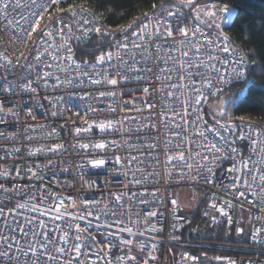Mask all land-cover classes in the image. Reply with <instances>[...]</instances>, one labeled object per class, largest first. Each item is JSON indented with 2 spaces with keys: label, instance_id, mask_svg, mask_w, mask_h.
Masks as SVG:
<instances>
[{
  "label": "built area",
  "instance_id": "2783aa9c",
  "mask_svg": "<svg viewBox=\"0 0 264 264\" xmlns=\"http://www.w3.org/2000/svg\"><path fill=\"white\" fill-rule=\"evenodd\" d=\"M203 1L106 27L86 5L63 0L60 7L84 11L59 13L63 31L45 12L39 35L22 41L13 21L23 23L31 0H8L9 19L0 14V264H200L182 236L190 218L176 205L178 189L203 191L214 225L232 227L248 213L252 254L215 256L216 264H264V128L206 114L244 82L248 60L223 39L235 9L214 29L201 23ZM93 41L103 50L79 59L76 50Z\"/></svg>",
  "mask_w": 264,
  "mask_h": 264
},
{
  "label": "trees",
  "instance_id": "16d2710c",
  "mask_svg": "<svg viewBox=\"0 0 264 264\" xmlns=\"http://www.w3.org/2000/svg\"><path fill=\"white\" fill-rule=\"evenodd\" d=\"M70 1L86 5L101 18L102 24L106 27H115L127 24L131 21L139 23L144 19L143 17L145 13H163V11L160 10L162 7L163 9H184L183 7H180V0ZM210 1L220 5L227 4L229 7L235 9L231 23L224 28V31L229 37L231 48L245 56L248 60V69L244 82L231 86L223 93L235 97V102L231 106L229 113L231 120H220L228 123H236L240 120H244L254 123L258 127L264 128V0ZM153 5L156 6L155 9L153 8ZM101 50H103V48L99 47L98 44L93 41L85 48H78L76 50V55L81 60H92L95 53ZM89 51L93 52L90 53ZM206 114L211 118L209 108H207ZM198 219L197 216L192 218L190 225L183 232V238L189 243L196 242L192 236H190V228L197 223ZM207 242L211 244H205L200 247L193 244L189 246L188 249L197 257V251L199 250L211 253L218 252L220 255L238 256L240 254H247L242 251L250 249L248 234L245 242H238L237 240H234V238L225 239L222 232H220L215 239L208 237L206 243ZM219 244L224 247L218 249L217 245ZM234 247L238 249L236 250ZM236 251H239L240 253H236Z\"/></svg>",
  "mask_w": 264,
  "mask_h": 264
},
{
  "label": "rangeland",
  "instance_id": "374dc122",
  "mask_svg": "<svg viewBox=\"0 0 264 264\" xmlns=\"http://www.w3.org/2000/svg\"><path fill=\"white\" fill-rule=\"evenodd\" d=\"M197 1L199 0H192L191 5ZM203 2L206 4H210L209 6H206L210 10L212 9L213 5H216L217 16L215 21H212L210 17L204 15V10H203L201 23L214 29H221L226 21L225 14L219 13L218 11L219 6L222 5L217 3H212L210 0H204ZM186 7L188 6H183V8ZM169 10H178V9L176 8L165 9V11H169ZM165 11L163 10V12ZM216 25H220V27L217 28ZM234 102H235V97H232L230 94H222L221 96L217 97L215 100L211 102L209 106V114L211 118L216 120H220V119L231 120L229 113L231 110V106L233 105ZM221 112L223 113L222 116L220 115ZM174 197L177 207L184 215H187L190 218V221L192 220V218L196 216L199 218L197 223L194 226H191L190 228V236H192L194 241H196V242H190L192 245L194 244L195 246L200 247V246H204L205 244H211L208 242L206 243L208 237L215 239L220 232H222L223 237H225V239L234 238V240H237L238 242L246 241L247 232H248V220L245 214L240 213L239 217L235 222V225L232 227H224L223 225L221 226L214 225L213 222L217 218V215L215 212L207 208L205 195L203 191L198 189H178L174 192ZM237 229H240V231H237ZM221 247L223 248L224 246H221V244L217 245L218 249H220ZM235 249L237 250L238 248ZM242 252L247 253L248 255L252 253L250 249ZM215 253L206 252L204 250L197 251V255L200 258V264H215V262L213 261L215 256L218 257L227 256V255H220V253L218 252ZM236 253H240V252L236 251ZM247 254H240L238 256L233 255L232 257L238 258L241 255H247Z\"/></svg>",
  "mask_w": 264,
  "mask_h": 264
},
{
  "label": "snow or ice",
  "instance_id": "6c2138e0",
  "mask_svg": "<svg viewBox=\"0 0 264 264\" xmlns=\"http://www.w3.org/2000/svg\"><path fill=\"white\" fill-rule=\"evenodd\" d=\"M63 3V0H43L42 3H38L37 0H31V7L29 10V15L27 17H22L23 19V23H18L16 21H13V23H16V26L18 28L21 29V32L18 34V38L21 39L23 41L24 36H27V40H34L33 37V33H37V25L40 24V19L43 16V13L47 12L49 14V20L51 21H60L61 22V30L63 31L66 26L63 24V17L61 15H59V13H64V12H68L69 14H71L73 17H75L76 15L82 13L84 11V9L82 7L77 8L75 5H69V7L67 9L60 7V5ZM192 3V0H180V6H190ZM11 5L9 4L8 0H0V14L4 15V19H9V17L7 16L6 12L9 9ZM17 7H19V4H17ZM55 7V13H51L49 10ZM155 5H153V8L155 9ZM217 6L213 5L212 9H208L207 7L204 9V15L207 17H210L212 19V21H215L216 16H217ZM161 11L165 10L163 9V7L160 9ZM199 11V10H197ZM219 13H227L229 11V6L227 4H224L222 6H219L218 8ZM40 14L39 18L37 17V14ZM174 13L169 11V16H172ZM33 18H35V24L32 23ZM144 19H149V14L145 13L144 14ZM85 23H87V21H85ZM133 23H136V21H134ZM133 25L130 24L129 27H132ZM157 27H159V25H157ZM217 28L220 27V25H216ZM30 28L31 31H27V29ZM147 28V25H145V29ZM96 31L99 33L100 29L97 28ZM121 31H124L123 29H121ZM181 34H185L186 35V30L181 28L180 29ZM51 34V33H49ZM169 35H171L172 33L169 32ZM39 35V33H37V36ZM134 37L139 36V33H133ZM219 38V37H218ZM223 39L225 41H228L229 38L227 36H223ZM46 42V41H45ZM134 46H138V45H134ZM210 46V45H209ZM119 47L121 48H126L127 47V42L122 43ZM70 51V50H69ZM223 51L225 53H228L230 51V49L228 47H224ZM21 56L24 55V53H20ZM69 59H71V57H69ZM108 59H111V54H109ZM98 62L103 60V57H97ZM40 61L37 60V64H39ZM235 72V69L233 70ZM39 75V73H38ZM84 75H87L86 73ZM240 75H243V73H240ZM48 76V73H45V77ZM95 82V81H94ZM69 84L72 83L71 80L68 81ZM108 83L115 85L117 84V80L116 79H111L108 81ZM213 95H215V93H213ZM201 101L198 100L197 103H200ZM0 111H2V109H0ZM220 115L222 116L223 113L221 112ZM101 128H104V125H100ZM77 131H79V129H77ZM58 147V146H57ZM96 147L98 148H103L104 145L103 144H97ZM55 148L50 149V151H54ZM217 152H219V149H216ZM91 163L93 164V166H102L105 162L102 159H94L91 161ZM31 171V170H29ZM234 171V169H233ZM19 174V173H18ZM33 175H35V173H32ZM261 179V188H264V176L260 177ZM255 180V177H254ZM4 187L3 185H0V188ZM262 195H264V193H261ZM243 195V193H242ZM213 208H215V205H212ZM218 211H220V213L224 216H228V213L224 211L223 208L219 209ZM229 223H231V219H229ZM80 231V229L78 228V232ZM237 231H240V229H237ZM129 243H131L129 241ZM76 252L77 255L80 254V245L77 244L76 245ZM7 255V254H5ZM130 259H134V258H130ZM191 259L193 261L196 260V257H191ZM217 259H219V257H217ZM231 264V262H230Z\"/></svg>",
  "mask_w": 264,
  "mask_h": 264
},
{
  "label": "crops",
  "instance_id": "0c3cea01",
  "mask_svg": "<svg viewBox=\"0 0 264 264\" xmlns=\"http://www.w3.org/2000/svg\"><path fill=\"white\" fill-rule=\"evenodd\" d=\"M211 104V103H210ZM210 106V105H209ZM209 108V107H208ZM240 213L242 214H245L246 215V217H247V220H248V223H249V215H248V213L247 212H245V211H239L238 212V215H237V218L239 217V215H240ZM237 220V219H236ZM248 234V233H247ZM216 264V263H215Z\"/></svg>",
  "mask_w": 264,
  "mask_h": 264
},
{
  "label": "water",
  "instance_id": "95a60500",
  "mask_svg": "<svg viewBox=\"0 0 264 264\" xmlns=\"http://www.w3.org/2000/svg\"><path fill=\"white\" fill-rule=\"evenodd\" d=\"M232 19H233V17H232L231 20L229 21L228 25L231 23ZM228 25H227V26H228Z\"/></svg>",
  "mask_w": 264,
  "mask_h": 264
},
{
  "label": "bare ground",
  "instance_id": "6f19581e",
  "mask_svg": "<svg viewBox=\"0 0 264 264\" xmlns=\"http://www.w3.org/2000/svg\"><path fill=\"white\" fill-rule=\"evenodd\" d=\"M232 8V7H231ZM231 10V12H234V9L232 8V9H230Z\"/></svg>",
  "mask_w": 264,
  "mask_h": 264
}]
</instances>
